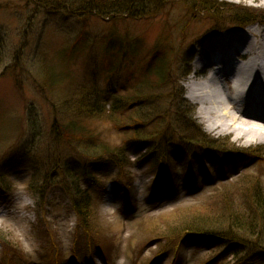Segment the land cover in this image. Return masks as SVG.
Returning a JSON list of instances; mask_svg holds the SVG:
<instances>
[{"label":"rangeland","instance_id":"obj_1","mask_svg":"<svg viewBox=\"0 0 264 264\" xmlns=\"http://www.w3.org/2000/svg\"><path fill=\"white\" fill-rule=\"evenodd\" d=\"M34 1L0 0V236L18 251L13 261L207 264L220 252L213 264H261L251 256L238 263L213 240L190 237L180 245L165 239L153 241L157 235L149 233L160 229L161 235L167 234V228L173 227L177 231L185 216L203 215L205 201L244 186L250 176L261 175L264 183V155L250 156L221 148L231 157L211 158L203 153L190 167L191 157H186L169 171L170 175L163 173L164 184H169L168 178L173 179L175 188L171 192L163 187L161 197L155 190L158 176L143 161L125 168L123 175L109 162L93 166L89 173L99 183L94 188L88 180L85 184L95 204L91 230L95 238L79 228L70 198L56 183H45L46 208L42 206L40 211L48 213L45 219L38 215L36 192L29 188L33 178L29 162L38 158L44 165L41 170L51 174V164L58 156L81 158L64 141L55 142V118L67 119L72 116L70 111L79 115L74 106L78 107L89 92H100V104L109 109L114 97L122 94L120 87L125 82L129 84L128 70L146 64L156 48L165 54L169 72L177 81L176 91L182 88L184 99L195 107L194 119L208 137L219 139L224 147H228L227 142L241 149L259 146L264 152V140L243 143L233 133L209 131L199 115V105L188 98V84L195 73L193 63L197 57L208 60L201 52L210 34L254 25L264 29L263 23L243 24L234 19L235 14L246 13L245 8L264 9V0H209L215 6L203 12L193 9L192 0H170L155 14L116 17L114 21L105 19V14L80 16L78 10L89 0H78L65 10H50ZM112 34L125 41V51L130 45L136 49V60L129 57L124 62L117 49L108 50V37ZM190 52L193 57L189 60ZM155 78L158 77H152L153 81L159 82ZM171 86L157 87L152 94L166 92ZM173 96L176 102V94ZM173 106L177 108L176 104ZM85 124L101 130L107 143L122 144L123 137L111 129L105 114L87 119ZM32 149L38 152L37 157L31 160L26 155L28 163H21L20 155ZM139 156L131 154L130 160ZM77 174L84 176L81 167ZM6 262L0 242V264Z\"/></svg>","mask_w":264,"mask_h":264},{"label":"trees","instance_id":"obj_2","mask_svg":"<svg viewBox=\"0 0 264 264\" xmlns=\"http://www.w3.org/2000/svg\"><path fill=\"white\" fill-rule=\"evenodd\" d=\"M39 1L50 10H65L78 0L66 3L56 0H35L34 4ZM101 1L103 0L87 1L82 9L78 10V14L80 16L105 14L112 19L126 16L136 17L164 9L170 4L168 3L170 0H106V2L104 0L102 4ZM197 3L202 4L200 6ZM191 4L193 9L196 8L201 12L213 9L215 6V3L209 0H198V2L192 0ZM245 10L246 13L235 14L234 19L243 24L264 23V9L252 10L250 7ZM112 35L108 37V50L117 49L120 59L123 58L124 62L129 57L136 60V49L130 45L125 51V41ZM127 53L130 55L128 56ZM192 57L193 52H190L189 60ZM120 59L119 65L122 64ZM169 71L170 67L165 54L156 48L146 64L128 70L129 84L125 82L120 87L122 94L114 97L109 109L104 104H100V92H89L85 93L84 100L78 107L74 106L75 109H79V115L75 116V113L70 111L72 116L67 119H62V116L60 119L56 117L53 124L55 142L64 141L66 145L77 150L81 158L62 159L58 156L51 164L50 169L52 170L49 174L46 169L45 172L41 170V165H44L36 158L38 152L35 149L20 155L21 163L23 160H26L24 163H28L26 155H29L31 160L36 158L29 162L33 177L29 188L36 192L39 216L43 215L45 219L48 213L46 210L44 213L40 211L42 206L46 208L44 202L46 198H43L46 184L56 183L70 198L79 228L95 238L94 233H91L95 204L85 184L88 180L89 186L94 188L99 183L89 173V168L93 166L109 162L116 165L123 175L125 168L133 165L130 155H140L138 161L145 162L153 167V172H156L158 180L155 183V190L158 193L157 197H161L164 194L163 187L171 192L175 188V180L168 178L169 184L165 185L166 181L163 180V176L170 175L169 171L178 163L184 162L186 157H191L190 165H188L190 167L194 166L193 161L196 157L203 153H208L211 158L231 157L230 152L221 148H229L232 153L239 152L250 156L264 155L259 146L241 149L235 144L225 142L228 147H224L219 139L208 137L194 119L195 107L184 99L182 88L176 91L177 81ZM154 76L159 78H155L159 82L153 81ZM52 80L53 78L49 79L50 83ZM167 84L172 85L168 91L152 94L157 87L161 89V86ZM173 94H176V102H174ZM173 103L177 105L176 109ZM103 114L107 116V123L111 124V129L114 128L123 137L122 144L107 143L102 139L101 130H93L85 124L87 119L100 118ZM258 157L262 158V156ZM80 167L84 171V176L77 174V169ZM41 177L44 179L42 180ZM47 177L49 179H45ZM245 181L244 186L241 185L240 188L236 186L234 190H227L218 198L205 201L203 205L206 206V212L193 217L185 216L182 220L183 224L177 231H174L173 227V229L167 228V234L161 235L160 229L149 233L157 235L152 237V240L165 239L167 243L175 241L181 245L183 239L197 235L213 240L217 247H223L225 252L230 253L238 263L246 261L247 257L251 256L264 264V183H262L261 175L250 176ZM0 242L4 255L11 263V259L18 251L14 245L2 239L1 236ZM219 253L215 254L214 258L212 257L213 261L211 258L207 264H213Z\"/></svg>","mask_w":264,"mask_h":264},{"label":"bare ground","instance_id":"obj_3","mask_svg":"<svg viewBox=\"0 0 264 264\" xmlns=\"http://www.w3.org/2000/svg\"><path fill=\"white\" fill-rule=\"evenodd\" d=\"M201 55L208 60L194 61L188 98L199 105L207 129L233 133L243 143L264 140V29L218 33Z\"/></svg>","mask_w":264,"mask_h":264}]
</instances>
